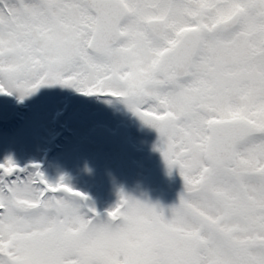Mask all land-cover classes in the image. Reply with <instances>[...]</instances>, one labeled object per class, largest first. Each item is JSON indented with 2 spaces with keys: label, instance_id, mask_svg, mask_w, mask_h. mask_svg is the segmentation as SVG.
Here are the masks:
<instances>
[{
  "label": "snow or ice",
  "instance_id": "obj_1",
  "mask_svg": "<svg viewBox=\"0 0 264 264\" xmlns=\"http://www.w3.org/2000/svg\"><path fill=\"white\" fill-rule=\"evenodd\" d=\"M122 97L184 179L100 219L39 162L0 163V264H264V0H0V93Z\"/></svg>",
  "mask_w": 264,
  "mask_h": 264
},
{
  "label": "rangeland",
  "instance_id": "obj_2",
  "mask_svg": "<svg viewBox=\"0 0 264 264\" xmlns=\"http://www.w3.org/2000/svg\"><path fill=\"white\" fill-rule=\"evenodd\" d=\"M89 97L58 82L42 84L23 99L18 91L0 93V117L23 118L12 129H0V156L20 166L39 162L52 182L63 177L65 183L87 195L86 200L77 198L83 214L93 215L89 209L94 208L100 219H108L123 192L158 205L170 218L171 208L179 203L184 190L179 167L169 169L158 147L160 139H143L133 132L129 117L133 110L124 98ZM124 140L141 150L138 167L126 181L118 175Z\"/></svg>",
  "mask_w": 264,
  "mask_h": 264
},
{
  "label": "water",
  "instance_id": "obj_3",
  "mask_svg": "<svg viewBox=\"0 0 264 264\" xmlns=\"http://www.w3.org/2000/svg\"><path fill=\"white\" fill-rule=\"evenodd\" d=\"M133 119L135 121V128L136 130L145 136L155 135L159 137L158 130L153 127L152 125L146 123L139 114L134 112ZM137 150L135 147L129 143L124 142L121 148V157L119 163V172L122 178L127 179L129 178L130 173L134 170L135 162H134V155L136 154Z\"/></svg>",
  "mask_w": 264,
  "mask_h": 264
},
{
  "label": "trees",
  "instance_id": "obj_4",
  "mask_svg": "<svg viewBox=\"0 0 264 264\" xmlns=\"http://www.w3.org/2000/svg\"><path fill=\"white\" fill-rule=\"evenodd\" d=\"M19 121H21V119H17L14 117L13 118L11 117V118H9L7 120H3V121L0 119V127L7 129V128L11 127L12 124L18 123Z\"/></svg>",
  "mask_w": 264,
  "mask_h": 264
}]
</instances>
